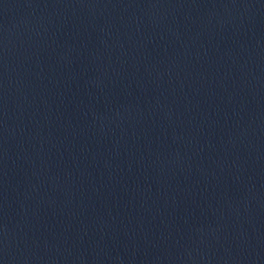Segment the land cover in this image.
I'll use <instances>...</instances> for the list:
<instances>
[{
	"label": "water",
	"instance_id": "water-1",
	"mask_svg": "<svg viewBox=\"0 0 264 264\" xmlns=\"http://www.w3.org/2000/svg\"><path fill=\"white\" fill-rule=\"evenodd\" d=\"M0 264H264V0H0Z\"/></svg>",
	"mask_w": 264,
	"mask_h": 264
}]
</instances>
